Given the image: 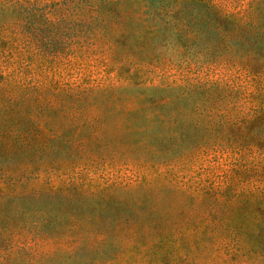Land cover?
<instances>
[{
    "label": "trees",
    "instance_id": "obj_1",
    "mask_svg": "<svg viewBox=\"0 0 264 264\" xmlns=\"http://www.w3.org/2000/svg\"><path fill=\"white\" fill-rule=\"evenodd\" d=\"M87 60L114 76L87 74ZM182 62L236 68L256 85L155 83ZM108 136L190 144L159 166L133 161L127 182L94 185L85 170L119 160ZM209 154L231 167L205 183L197 163ZM107 243L121 246L114 260L75 264H135L125 251L146 244L162 249L146 264H264V0L235 11L213 0H0V264Z\"/></svg>",
    "mask_w": 264,
    "mask_h": 264
},
{
    "label": "rangeland",
    "instance_id": "obj_2",
    "mask_svg": "<svg viewBox=\"0 0 264 264\" xmlns=\"http://www.w3.org/2000/svg\"><path fill=\"white\" fill-rule=\"evenodd\" d=\"M218 3L222 7H224L228 11H235L243 8L247 5L249 0H213ZM184 54H181L183 56ZM89 63L85 67V71L87 74H93V77L96 76H105L109 74L111 77L114 76L113 72H107L106 70L101 69V67L97 64L95 60H87ZM94 72V73H91ZM175 73V74H174ZM185 76H189L192 80L197 78H201L203 80L208 79H219L223 81L233 80L234 76H236V82H239L240 85H249L251 89H253L256 85V79L249 76L248 73L242 70L229 69L224 65L220 66H211L208 64H202L200 66L196 64L188 65L186 62H182V64L177 68V70L172 72H166L161 75L159 73L158 76L155 77L154 81L156 84H160L164 82V80H172L174 77H179L181 79V83L184 85L183 78ZM231 77V79L229 78ZM197 80V79H196ZM234 82V80H233ZM118 84L119 82H115ZM223 87L224 84L221 83ZM123 93L125 95L133 94L136 92V88L134 86H127L124 88ZM224 93V92H223ZM198 102H202L200 100V96L197 94ZM200 100V101H199ZM197 102V101H196ZM221 103H225V99L222 98L220 100ZM190 106V105H188ZM247 110V109H246ZM109 144H114L117 146V150H113V148L109 147L108 155H114V152L118 151L119 160L105 161L100 162L98 165H95L91 168L85 170L84 174L86 175L85 180H90L94 185L103 184L106 182L117 183V182H127L129 177H131L133 171L130 170L131 164L133 161H140L142 159H146L150 162L148 165H157L163 160L164 157L172 155L173 157L180 155V149L185 150L187 146L190 144V141H178V145L172 147L171 149L163 148L160 144L159 138H142L138 139L137 145L133 143L132 137H124L120 140L114 138V136H108ZM121 143V144H120ZM152 144H159L161 149L158 147H153L152 150H148V146H152ZM163 148V149H162ZM168 151V152H167ZM186 152V151H185ZM79 158V157H76ZM163 158V159H162ZM197 166H201L199 169L205 168L203 171V179L205 183H209V181H220L225 178L226 174L229 172L231 164L227 159L222 157H214V155H203L199 158ZM119 194H124L123 188L117 189ZM150 244H146L145 247L138 249H128V252L124 253V260H130L135 264H146L148 262H153L150 258L152 255H159L162 249H157L153 246H147ZM121 246L112 245L110 243L102 246L100 252H91L84 248H77L75 250V254L71 258H67L65 254L61 257H53L50 258L47 262L43 264H75L78 262H83L87 259L94 260L96 262H100L101 260L109 259L114 260V256L116 252H120ZM120 257L119 259H121Z\"/></svg>",
    "mask_w": 264,
    "mask_h": 264
}]
</instances>
